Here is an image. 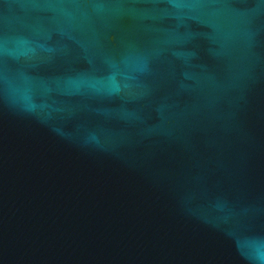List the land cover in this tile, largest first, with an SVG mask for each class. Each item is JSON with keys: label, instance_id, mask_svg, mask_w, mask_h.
<instances>
[{"label": "water", "instance_id": "95a60500", "mask_svg": "<svg viewBox=\"0 0 264 264\" xmlns=\"http://www.w3.org/2000/svg\"><path fill=\"white\" fill-rule=\"evenodd\" d=\"M0 264H264V0H0Z\"/></svg>", "mask_w": 264, "mask_h": 264}]
</instances>
